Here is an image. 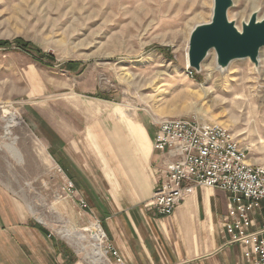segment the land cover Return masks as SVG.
I'll return each mask as SVG.
<instances>
[{"label": "rangeland", "instance_id": "1", "mask_svg": "<svg viewBox=\"0 0 264 264\" xmlns=\"http://www.w3.org/2000/svg\"><path fill=\"white\" fill-rule=\"evenodd\" d=\"M233 2L228 19L240 29L254 12L264 17V0ZM213 10L214 0H0V41L23 39L52 56L0 47V264L29 254L30 264L54 256L92 264L97 226L103 264H119L94 190L76 183L84 173L99 180L100 122L124 130L125 117L156 128L167 118L218 122L252 164H264V48L258 65L243 58L220 69L211 50L201 71L188 72L191 32ZM11 115L18 124L9 127Z\"/></svg>", "mask_w": 264, "mask_h": 264}, {"label": "crops", "instance_id": "2", "mask_svg": "<svg viewBox=\"0 0 264 264\" xmlns=\"http://www.w3.org/2000/svg\"><path fill=\"white\" fill-rule=\"evenodd\" d=\"M123 121L126 130L115 120L111 125L100 122L99 128L107 130H101L105 140L97 137L103 156L96 158L99 180L84 173L76 183L82 193L88 184L94 190V206L108 239L126 264H247L241 248L228 243L223 227L228 194L223 190L197 187L169 217L158 216L145 206L154 194L164 154L153 148L156 126L128 120L142 133L141 137L132 136L131 124ZM77 167L74 170H79ZM103 183L106 194L101 193ZM55 253L65 260L71 257L62 251ZM25 258L27 262L21 256L12 262L30 264V254ZM49 258L44 264H63L55 256Z\"/></svg>", "mask_w": 264, "mask_h": 264}, {"label": "built area", "instance_id": "3", "mask_svg": "<svg viewBox=\"0 0 264 264\" xmlns=\"http://www.w3.org/2000/svg\"><path fill=\"white\" fill-rule=\"evenodd\" d=\"M188 72L194 73L189 66ZM153 148L164 159L154 194L145 206L169 217L197 187L223 190L228 194L223 221L228 243L241 248L247 264H264V164H252L228 128L195 117L159 121ZM108 249L119 264H126L111 243Z\"/></svg>", "mask_w": 264, "mask_h": 264}, {"label": "water", "instance_id": "4", "mask_svg": "<svg viewBox=\"0 0 264 264\" xmlns=\"http://www.w3.org/2000/svg\"><path fill=\"white\" fill-rule=\"evenodd\" d=\"M233 5V0H214L212 20L194 27L189 40V67L201 71L202 63L211 50L216 52L220 69L243 58H249L258 65L260 50L264 48V17L259 19L254 12L240 29L228 19V11Z\"/></svg>", "mask_w": 264, "mask_h": 264}, {"label": "bare ground", "instance_id": "5", "mask_svg": "<svg viewBox=\"0 0 264 264\" xmlns=\"http://www.w3.org/2000/svg\"><path fill=\"white\" fill-rule=\"evenodd\" d=\"M263 18V17H262ZM128 120H132L130 118H126L125 117V121L126 123L129 122ZM135 122V121H134ZM133 123V122H132ZM18 124V120L15 116L11 115L9 117V120H8V124L7 126H14ZM127 124H131V123H127ZM134 124V123H133ZM135 125V124H134ZM129 126V125H128ZM129 129L132 133V136L134 135H138L141 137L142 133H139L138 130H139V127L135 126V127H132V124L131 126H129ZM140 131V130H139ZM144 133V132H143ZM78 239H84L85 238V235L83 234H80V233H77V236H76ZM92 237L93 239L95 240V242L93 243V253L89 255V258L92 262V264H103L104 262V257H105V253H104V250H102V244L104 242V237H105V234H104V230L102 229V227L100 226H97L93 229L92 231ZM85 240V239H84ZM79 242V241H78Z\"/></svg>", "mask_w": 264, "mask_h": 264}, {"label": "trees", "instance_id": "6", "mask_svg": "<svg viewBox=\"0 0 264 264\" xmlns=\"http://www.w3.org/2000/svg\"><path fill=\"white\" fill-rule=\"evenodd\" d=\"M8 46H16L18 47L21 51L26 52L33 57H35L38 60H42L46 57H51L50 54H47L45 51L42 49L38 48L35 46L33 43L25 41L23 39H16L14 41H0V47H8ZM77 65H80V63H72L69 65L70 70H75ZM30 226L39 229L42 233H44L47 236H50V233L40 224L38 223H31Z\"/></svg>", "mask_w": 264, "mask_h": 264}]
</instances>
